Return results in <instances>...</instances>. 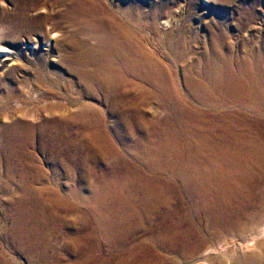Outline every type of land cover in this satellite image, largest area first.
<instances>
[{"label": "bare ground", "instance_id": "bare-ground-1", "mask_svg": "<svg viewBox=\"0 0 264 264\" xmlns=\"http://www.w3.org/2000/svg\"><path fill=\"white\" fill-rule=\"evenodd\" d=\"M61 1L58 28L83 26L98 43L71 42L72 51L82 50L76 55L58 48L75 78L71 93L78 85V97L105 100L113 121L86 100L62 104L58 89L40 78L25 85L24 99L51 105L21 112L0 131L2 191L23 217L16 236L33 245L34 226L68 212L71 197L86 206L80 222L90 228L88 255L72 264H220L228 256L223 242L235 247L229 264H264V35L254 28L251 51L239 56L213 42L206 64L181 85L142 46L134 20L119 17L107 0ZM12 2L9 19L27 26L33 14L40 28L54 20L41 2ZM2 45L0 31L1 58L16 66ZM15 94L7 102L17 103ZM32 150L59 162L70 181L89 183L90 197L60 192Z\"/></svg>", "mask_w": 264, "mask_h": 264}, {"label": "rangeland", "instance_id": "rangeland-1", "mask_svg": "<svg viewBox=\"0 0 264 264\" xmlns=\"http://www.w3.org/2000/svg\"><path fill=\"white\" fill-rule=\"evenodd\" d=\"M36 1L43 3V15H50V19H54L47 22L45 28L34 26L33 14L28 21L29 27L28 24L26 26L14 18L9 19V17H14L15 4L12 0H0L2 47L5 51H9L12 57L18 59L16 62L18 68L16 66L9 68L6 67L8 63L3 62L4 59L1 58L3 55L0 54V131L4 126L11 124L21 112L31 113L34 112L33 110L51 105L50 102H42L39 98L26 100L21 96L25 85L37 81V78L48 86L53 85L55 89H58L62 104H69L76 98L79 99V104L86 100V103L102 109L110 123L113 120L105 100L78 97L76 93L83 89L78 85L74 87V93H71L69 86L75 83V78L68 72V67L61 63L62 58L58 54V48L74 55L81 54V48L76 52L72 51L69 47L71 42L86 44L88 49L96 48L98 43L85 37L87 32L83 26L69 24L58 28V8H62L65 4L61 0ZM107 3L119 17L126 15L127 18H131L130 20H134L138 28L133 25L131 28L140 31L138 37L142 46L152 54L154 62L173 70L174 76L181 85L190 76L193 68L206 64V57L212 55L213 42L222 54L232 53L234 56H239L243 52L251 51L253 44L250 35L254 28L259 29L260 33L257 37L264 35V0H107ZM155 16L160 18L155 19ZM163 22L169 24L167 28L162 26ZM52 37H54L53 42L48 47ZM221 38H225V41L223 42ZM12 70L19 75L11 76ZM42 72H49L52 76L41 78ZM10 92L17 95L21 92L18 95L20 97L16 99L18 104L15 103L16 101L7 102ZM23 100H26L27 105L23 104L25 103L22 102ZM29 121H32L31 124H36L33 120ZM32 151L36 154L39 164L41 163L40 167L43 172L47 174L48 181H51L52 185L56 184L60 192L69 194L74 188L83 191V194L81 193L83 197H90L89 183L82 184L79 178L70 181L59 162L50 160L39 150ZM5 169V165L0 166L1 264H42L43 262V264H72L83 261L88 255L85 246L89 245L87 240L90 231L85 223L80 222L81 214L86 210V206L81 201L69 197L68 212L52 214L49 223L46 220L45 223L39 224L40 226H34L36 240L33 245L21 241L14 232V223L23 217L11 208L9 196L2 191V187L7 184ZM31 181L27 179V183ZM23 222L21 228H28L29 225L25 223V226ZM78 234L80 237H77ZM221 245L228 256L223 261L221 260L220 264H229L235 247L233 244L225 245L224 242ZM211 264L217 263L212 262Z\"/></svg>", "mask_w": 264, "mask_h": 264}]
</instances>
